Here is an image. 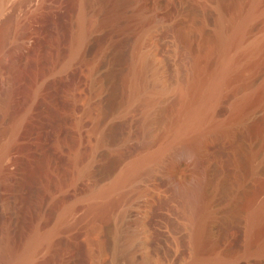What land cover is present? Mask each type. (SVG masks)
Returning a JSON list of instances; mask_svg holds the SVG:
<instances>
[{
    "label": "rangeland",
    "instance_id": "374dc122",
    "mask_svg": "<svg viewBox=\"0 0 264 264\" xmlns=\"http://www.w3.org/2000/svg\"><path fill=\"white\" fill-rule=\"evenodd\" d=\"M135 2H138L139 7ZM235 2H130L124 11L115 14L118 17L124 12L120 15L122 18L112 16V20L110 18L108 23L105 22L104 28L103 24L90 36L76 62L73 75L63 73L58 77L60 79L53 82L54 85L50 84L49 96L36 109L32 135L30 131L24 141L31 142L35 138L32 142L39 144L50 155L54 153V159L60 161L59 164L56 162L66 180L71 176L74 167L71 153L78 144L79 135L72 119L63 112L68 107L64 94L71 87L73 79L78 80L81 91L77 112L82 114L90 94V67L104 49L112 45L116 49L126 50L121 53L113 72L115 88L112 101L115 107L122 111L127 109L128 115L134 116L139 125H144V116L147 114L156 115L161 112L162 121L151 125L154 127L151 143L157 146L166 142L171 134L173 115L183 102L182 92L189 89L195 79L204 78L214 66L213 57L199 55L201 46L208 42V36L217 26L221 15L227 17L234 11ZM78 6V0H6L0 10V29L6 31L9 27V32L1 43L3 50L0 48V54L9 46V33L18 17L23 18L22 31L27 44L43 54L47 53L51 48L56 25L64 26L73 21L78 15ZM125 11L129 16L125 15ZM259 22V26H252V34L260 29ZM141 54L149 58V61L145 59L144 64L147 65H142ZM152 62L158 66V77H153L157 68ZM133 73L140 95L145 93L153 97L151 104L149 100L134 103L130 100L129 84ZM240 94L247 97L241 115L237 116L239 113L230 110L234 101L232 91L227 92L218 102L216 118L225 125H231L202 138L200 166L195 167L185 160L181 146L173 143L165 150L155 171L148 176L144 175L146 178L141 177L138 180L140 183L137 182L128 191L129 194L110 210L103 208L96 213L88 209V201L82 198L93 187L94 179L84 176L75 187H71L67 201L77 199L78 203L62 235V242L68 243L69 239L74 242L73 253L68 256L70 264H96L91 255V244L99 239L101 233L91 231L95 221L108 232L111 244L110 249L102 254L99 264H109L112 260L111 241L114 242L116 224L121 228L118 264H264V166L261 169L255 168L257 143L260 138L264 139V83L249 89L244 86ZM249 111L256 112L257 120L252 123L244 118ZM91 117H85L82 133L85 144L97 136L96 132L89 131ZM109 121L108 118L102 120L100 126H106ZM0 122L1 144L8 126L5 120ZM145 125L150 126L147 123ZM142 145L139 146L140 150L146 144ZM87 149L84 151V154L87 153L85 158L90 154ZM110 153L114 154V151ZM16 155V150H13L8 161H14ZM197 173L206 178L205 202L211 212L207 219L208 226L199 219V211L195 212L192 204H189L183 189L186 181ZM198 220L208 227L207 230L203 228L202 234L196 229L195 224L200 223Z\"/></svg>",
    "mask_w": 264,
    "mask_h": 264
},
{
    "label": "bare ground",
    "instance_id": "6f19581e",
    "mask_svg": "<svg viewBox=\"0 0 264 264\" xmlns=\"http://www.w3.org/2000/svg\"><path fill=\"white\" fill-rule=\"evenodd\" d=\"M5 1L0 0V10ZM132 1L135 0H78V15L64 26L56 25L51 48L45 54L27 44V39L23 37L22 17L16 18L14 25L12 24L9 46L0 54V121L5 120L8 126L0 144V264H70L68 256L73 253L74 242L72 239L68 243L62 242V235L78 203L77 199L67 201L71 187H75L84 176L94 179L93 187L82 198L88 201V209L96 213L103 208L110 210L116 202L126 197L130 189L140 183L138 180L141 177L155 171L165 150L173 143L181 146L185 160L195 167L200 166L202 138L231 125L229 120L226 122L229 125H225L216 118V106L220 99L232 91L234 101L230 110L232 113H239L237 116L241 115L247 100L246 95L240 94L241 89L264 83V0H236L234 11L227 17L221 15L217 26L208 36V42L201 46L199 55L213 57L214 66L204 78L195 79L189 89L182 92L183 102L173 115L169 139L152 146L154 127L151 125L162 119V113L143 115L145 123L150 124L148 127L151 128H148L141 121L139 123L143 127L139 125L134 116L128 115L127 109L122 111L115 107L112 101L115 88L113 72L124 48L119 50L120 48L116 49L111 45L104 49L99 59L90 67V94L85 107L83 105L82 114L77 112L81 91L78 80L72 78L74 81L71 87L65 91L64 98L68 107L65 106L66 109L60 112L63 111L65 116L72 119L79 135L78 144L71 153L73 171L66 180L58 166L60 161L53 157L54 153L50 155L39 144L32 142L35 138L31 142H25V136L30 131L32 135L36 109L49 96L50 84L63 73L73 75L76 62L90 36L103 24L104 28L108 19L112 20V16L118 11L122 12ZM137 3L135 2L136 5ZM135 8L132 10L138 9ZM120 15L118 17L122 18ZM257 22L261 24L260 29L252 34ZM7 30L0 29L1 49V43L9 32ZM145 55H140L142 65H147L144 63L149 59ZM152 63L156 65L155 62ZM155 67L157 69L153 77H158L159 69L157 65ZM129 85L130 100L133 103L149 100L151 104L152 96L145 93L140 95L134 73ZM255 113L249 111L244 118L248 122L254 121ZM89 115L92 116L89 131L96 132L97 136L85 144L82 133L85 117ZM107 118L110 121L106 126H100L102 120ZM142 143L146 145L140 150ZM257 146L255 168L261 169L264 166V139L260 138ZM86 148L90 152L88 159L85 158L87 153L84 154ZM13 150H16L17 155L10 162L8 157ZM201 175L197 173L192 176L183 189L187 193L189 204H192L195 212L199 211V219L207 225L211 212L205 202L206 178ZM203 223L195 224L200 232L203 228L208 229ZM120 229V225L116 224L114 242L111 241L113 257L109 264L119 263ZM91 231L101 233L99 239L91 244L92 259L99 264L102 254L111 245L110 237L108 240V232L96 221L92 224Z\"/></svg>",
    "mask_w": 264,
    "mask_h": 264
}]
</instances>
